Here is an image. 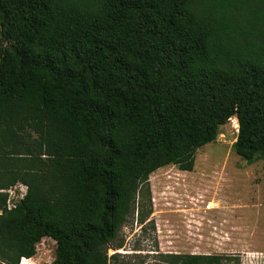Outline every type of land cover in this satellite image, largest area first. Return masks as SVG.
Returning a JSON list of instances; mask_svg holds the SVG:
<instances>
[{"label": "trees", "instance_id": "obj_1", "mask_svg": "<svg viewBox=\"0 0 264 264\" xmlns=\"http://www.w3.org/2000/svg\"><path fill=\"white\" fill-rule=\"evenodd\" d=\"M232 117L235 152L264 161V0H0V264L43 237L56 255L40 264H110L153 212L150 175L192 170Z\"/></svg>", "mask_w": 264, "mask_h": 264}, {"label": "rangeland", "instance_id": "obj_2", "mask_svg": "<svg viewBox=\"0 0 264 264\" xmlns=\"http://www.w3.org/2000/svg\"><path fill=\"white\" fill-rule=\"evenodd\" d=\"M237 126L235 117L222 125L197 150L192 170L169 164L150 175L153 212L144 223L137 212L129 218L110 244V264H168L161 256L168 252L229 253L241 264H264V161L235 152ZM55 249L43 237L32 260L51 262Z\"/></svg>", "mask_w": 264, "mask_h": 264}, {"label": "built area", "instance_id": "obj_3", "mask_svg": "<svg viewBox=\"0 0 264 264\" xmlns=\"http://www.w3.org/2000/svg\"><path fill=\"white\" fill-rule=\"evenodd\" d=\"M237 122H238V120H237ZM18 187H20L22 189V192L16 196V190ZM26 190H27V186L24 184H22L20 186H18L16 184V185L10 187L7 190L8 194H9L8 199H7V207L8 208L15 207L18 200H20L25 195ZM14 197H16V198L14 199ZM208 204H209L208 207H210L211 204L210 203H208ZM19 264H37V263L34 260H32V257H22Z\"/></svg>", "mask_w": 264, "mask_h": 264}, {"label": "crops", "instance_id": "obj_4", "mask_svg": "<svg viewBox=\"0 0 264 264\" xmlns=\"http://www.w3.org/2000/svg\"><path fill=\"white\" fill-rule=\"evenodd\" d=\"M18 186L22 185V183H17Z\"/></svg>", "mask_w": 264, "mask_h": 264}]
</instances>
